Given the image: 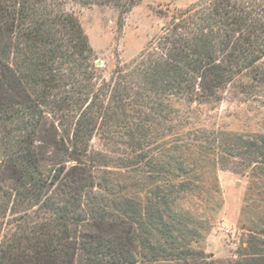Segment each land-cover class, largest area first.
I'll use <instances>...</instances> for the list:
<instances>
[{
    "label": "trees",
    "instance_id": "trees-1",
    "mask_svg": "<svg viewBox=\"0 0 264 264\" xmlns=\"http://www.w3.org/2000/svg\"><path fill=\"white\" fill-rule=\"evenodd\" d=\"M67 1L120 18L140 2L0 0V264H212L181 235L178 202L208 157L264 177V134L180 129L235 81L264 106V1L173 14L108 80ZM96 135L130 159L108 170L89 155Z\"/></svg>",
    "mask_w": 264,
    "mask_h": 264
},
{
    "label": "rangeland",
    "instance_id": "rangeland-1",
    "mask_svg": "<svg viewBox=\"0 0 264 264\" xmlns=\"http://www.w3.org/2000/svg\"><path fill=\"white\" fill-rule=\"evenodd\" d=\"M201 1L208 0H140L121 18L110 5L83 6L67 1L63 7L80 23L93 50L95 67L108 80L114 70L127 67L143 53L173 14ZM234 84L218 102L192 105L186 113L189 120L180 131L264 134V106L242 94L237 81ZM121 139L106 142L96 135L89 143V155L116 171L115 167L131 157ZM200 164L202 170L191 180L195 189L178 202L189 217L180 223L184 226L181 235L190 248L212 264H234L241 255L252 258L264 253V177L235 173L232 164L224 165L213 157ZM191 227L198 230L194 237L188 233Z\"/></svg>",
    "mask_w": 264,
    "mask_h": 264
},
{
    "label": "water",
    "instance_id": "water-1",
    "mask_svg": "<svg viewBox=\"0 0 264 264\" xmlns=\"http://www.w3.org/2000/svg\"><path fill=\"white\" fill-rule=\"evenodd\" d=\"M99 64V63H98Z\"/></svg>",
    "mask_w": 264,
    "mask_h": 264
}]
</instances>
